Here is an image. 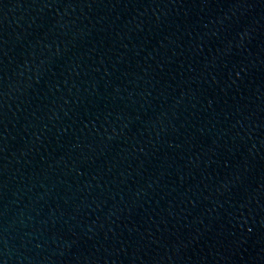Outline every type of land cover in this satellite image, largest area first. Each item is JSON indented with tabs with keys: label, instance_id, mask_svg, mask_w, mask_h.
Instances as JSON below:
<instances>
[{
	"label": "water",
	"instance_id": "1",
	"mask_svg": "<svg viewBox=\"0 0 264 264\" xmlns=\"http://www.w3.org/2000/svg\"><path fill=\"white\" fill-rule=\"evenodd\" d=\"M0 264H264V0H0Z\"/></svg>",
	"mask_w": 264,
	"mask_h": 264
}]
</instances>
